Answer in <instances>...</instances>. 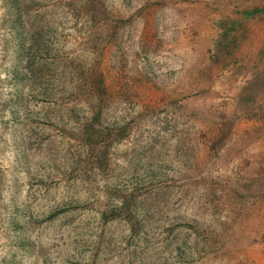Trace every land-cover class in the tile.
I'll use <instances>...</instances> for the list:
<instances>
[{
    "label": "rangeland",
    "instance_id": "374dc122",
    "mask_svg": "<svg viewBox=\"0 0 264 264\" xmlns=\"http://www.w3.org/2000/svg\"><path fill=\"white\" fill-rule=\"evenodd\" d=\"M0 264H264V0H0Z\"/></svg>",
    "mask_w": 264,
    "mask_h": 264
}]
</instances>
